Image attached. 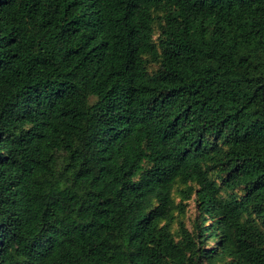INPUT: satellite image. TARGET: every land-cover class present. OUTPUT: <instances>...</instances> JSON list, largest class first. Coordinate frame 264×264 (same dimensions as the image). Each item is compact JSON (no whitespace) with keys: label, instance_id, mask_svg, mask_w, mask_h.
Instances as JSON below:
<instances>
[{"label":"trees","instance_id":"16d2710c","mask_svg":"<svg viewBox=\"0 0 264 264\" xmlns=\"http://www.w3.org/2000/svg\"><path fill=\"white\" fill-rule=\"evenodd\" d=\"M0 264H264V0H0Z\"/></svg>","mask_w":264,"mask_h":264}]
</instances>
